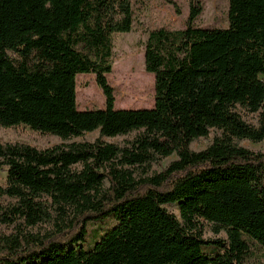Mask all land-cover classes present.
Here are the masks:
<instances>
[{
	"label": "trees",
	"instance_id": "trees-1",
	"mask_svg": "<svg viewBox=\"0 0 264 264\" xmlns=\"http://www.w3.org/2000/svg\"><path fill=\"white\" fill-rule=\"evenodd\" d=\"M189 7L184 29L149 33L155 104L133 109L107 74L134 0H0V127L60 140H0V264H264V151L243 144L264 142V0H229L227 28ZM81 73L105 108L78 109ZM111 214L84 249L87 222Z\"/></svg>",
	"mask_w": 264,
	"mask_h": 264
},
{
	"label": "rangeland",
	"instance_id": "rangeland-1",
	"mask_svg": "<svg viewBox=\"0 0 264 264\" xmlns=\"http://www.w3.org/2000/svg\"><path fill=\"white\" fill-rule=\"evenodd\" d=\"M181 12L177 11L174 4L167 0H134L135 23L129 33L114 36L113 70L107 74L110 84L115 89L116 108H151L155 104V77L146 70L145 49L149 33L159 28L184 29L189 17V1L175 0ZM205 10L196 24L200 27H229L228 10L229 0H204ZM85 79L78 80L77 100L79 93V106L86 109L106 106V98L97 84L95 74L84 73ZM251 120H255L249 117ZM93 138L95 134H88ZM212 139L202 138L195 143L197 150L208 146ZM0 140H12L35 143L39 147L53 145L60 140L48 134H40L21 124L14 127H0ZM243 144L256 151H264V142L253 143L245 141ZM174 157L168 158V160ZM7 172L0 170V182L5 183ZM169 210L178 213L177 206L167 205ZM118 224V219L113 215L90 220L87 222L86 239L82 243L84 249L93 247L102 235ZM206 237L214 238L215 235L207 227ZM218 250L216 245L203 244L202 251L213 254ZM255 259L264 262V246L257 244Z\"/></svg>",
	"mask_w": 264,
	"mask_h": 264
},
{
	"label": "crops",
	"instance_id": "crops-1",
	"mask_svg": "<svg viewBox=\"0 0 264 264\" xmlns=\"http://www.w3.org/2000/svg\"><path fill=\"white\" fill-rule=\"evenodd\" d=\"M81 74H84V73H81ZM85 77H87V76H85V75H79V74H78L77 79L79 80V78H80L81 80H83V79H85ZM94 78H96V76H95ZM78 80H77V84H78ZM77 86H78V85H77ZM77 89H78V87H77ZM77 104H78V109H79V110H86V108H84L83 106H79V93H78ZM100 108H105V106H102V107H100Z\"/></svg>",
	"mask_w": 264,
	"mask_h": 264
}]
</instances>
